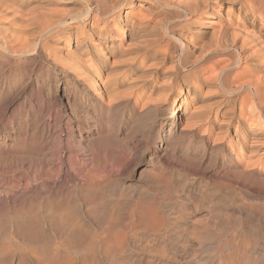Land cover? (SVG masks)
<instances>
[{
    "label": "bare ground",
    "instance_id": "bare-ground-1",
    "mask_svg": "<svg viewBox=\"0 0 264 264\" xmlns=\"http://www.w3.org/2000/svg\"><path fill=\"white\" fill-rule=\"evenodd\" d=\"M85 1L89 5H86L89 7L88 9H84L86 12L84 11L81 15L79 11L78 15L80 16L66 18L62 15L64 12H60L58 7L54 6L57 4L56 0H0V31L1 33L2 30L6 32V34H0V46L3 47L1 48L17 53V55L24 53L30 54L39 50L44 49L45 51V49H50L54 47L53 45L55 44L53 43V45H51L49 41L54 42V40L62 39V42L66 44L64 47V50H66L65 53L60 52L51 54L52 57L54 55L55 60L61 64V68H74L75 72L81 73L82 78H79V81L76 79L79 85L81 84V86L90 90L95 96L100 97L103 101L105 100L106 103L108 102L109 104V101L112 100L113 102L115 98L119 99L118 97L120 96L122 98H130L136 90L141 92L140 99L144 101L151 100L155 94L157 95V93L161 91H174L171 98L170 117H172V119L174 118V112L177 110L176 108L182 107L183 112L177 118L184 120L183 122L186 125L191 123V127L194 130L200 125H206L208 128L206 133L211 136L213 134H228V128L232 125L234 127V133L229 136L228 144L234 143L237 147V149H235L234 145H231L237 159L241 160L242 152L247 154V156L254 154H258V157L264 156V75L261 73L257 77L254 75V78L251 77L252 79L249 78L246 80L245 82L249 81L246 85L247 89H241L243 87L240 86V83L243 80H237L240 82L238 83L239 85H233L234 83L231 80V73L234 72L232 71L233 68L239 65V63L236 62V54L242 55V60L245 65L251 64L259 55L260 61L258 62L257 68H261V65L264 64V0H152L155 6L159 4L166 8H176L178 10H176L177 12L175 13H165L162 15L146 13L150 10L152 11V9L149 10L150 7L144 6L147 0H127L123 9H119V5H113L111 9L106 12H97L95 9L102 6L104 0ZM108 1L107 3H110V0ZM61 7L62 10H65L63 6ZM104 9L106 10L107 8ZM76 12L77 11H75V14ZM68 14H70L69 11ZM107 16H110V20L116 26V31L126 34L128 42L125 43L121 40L115 42L112 39L113 36H115L113 35L114 32L117 35L119 32H116L113 28L106 25V22L104 23L103 19ZM78 22H82L81 24L87 27L81 29L80 25L74 24ZM71 23L73 24L70 25ZM83 34L85 37H83ZM122 35L120 34V36ZM46 36L47 38L44 39ZM112 43H115V45L111 46ZM175 47H177L179 51L177 56L171 53L172 48ZM84 50H87V53L89 52L90 54L88 59L89 62H86L85 59L87 57L85 58V55L83 56ZM229 50H231V62L225 66H220L217 63L220 60H217L219 56L216 55L220 52H227ZM44 51L42 55L46 53ZM67 54H72L74 56L73 59L68 58L66 56ZM34 56L33 58L35 59ZM214 56H216L217 62L216 60L211 61ZM243 64L240 63V66ZM245 67L247 68L248 65ZM242 68L245 69L244 67H240L239 69ZM259 70L260 69L257 71ZM238 77H240V75ZM216 81H220V83L233 94L226 99L224 101L225 103L222 105H220V101L217 100H215V103H202L205 101L204 98H199L200 95L203 94V90L215 85ZM237 81L235 83H237ZM140 105L142 106L143 104ZM4 108L6 109L7 107ZM66 109L68 108H66V105L62 104L61 101L60 112L65 114ZM43 115L45 116L46 114ZM53 122L54 121H52V123ZM36 124H38V122ZM54 124L55 123H53V125ZM47 126L49 127V125ZM54 129H56V125ZM21 131L23 130L21 129ZM24 135L23 137H25ZM40 136L42 137V135ZM224 136L218 138L222 140ZM96 137H94L95 140L93 142L91 140L92 143L90 142L89 144L90 151L92 150V152H94L93 155L95 154L96 156L94 160L93 158L90 159L94 162L93 164L91 162L92 167L90 166V169L89 167L87 169L85 168V165L82 164V162H84L83 158H79V156L76 155L77 152L74 153L73 151L65 150L64 146H66L68 137L63 136L58 143L57 162H55L57 164L51 163L48 159L46 160L43 157V159L39 160V164L33 163L32 165L30 163L28 166L26 165L27 168L23 169L22 167L25 162L23 158L17 156L14 151V153H12L8 150L9 152H5L3 156H0V164H3L2 166H4V164L9 165L11 167L9 170L12 174L11 177L0 179V187L2 186L5 189L0 190V264H86L85 260L89 252H92L91 258L89 259L90 264H98V260L102 256L99 255L98 259V253H103L105 251L103 249L106 247L101 248L100 242L102 245L104 243L105 245L107 244L108 248L111 247L114 249H112L113 251H117L118 253H125L126 249L129 248L127 245L130 246V244L126 243L124 236H121L122 230L127 231L124 234L127 240L132 237V239H134L137 232L142 230H139V227L143 228L149 226L151 230L154 228L157 232L161 230L162 233V217L159 215V212L157 214L152 210H145L143 207L146 204L143 205V207L136 206L134 210H131L133 205L128 204L126 210L123 212L124 215L119 211V215L122 214L124 219H127L128 222L125 223L120 220V223H118L117 221L119 219L116 221V219L112 217L111 209L114 208L108 206L110 207L109 209L107 207L108 210H105V208L103 210V208H100L101 206L97 207V205L103 203L99 201L101 199L99 194H97L99 195L97 197L99 200L96 198L98 202L93 200L94 203H92L93 201H89V198L86 197L87 195L85 196L84 193L82 194V191H91L92 193V182L98 183L97 181H99L100 178L102 180L107 179L105 181H108L110 177H113L115 171L117 173L119 169L126 167L130 169V167H128L131 159H129L130 153L126 151V153L117 155V153L120 152L117 151L116 155H113V152L111 153L109 151V153H107L109 156L107 155L108 157L105 158L102 156V153L105 152V146H108L110 143L109 141V143H107V140L111 137L107 135ZM106 137L110 138L106 139ZM221 140L219 142H221ZM71 142L74 144L75 141ZM31 143L32 142H30V144ZM88 143L86 146H88ZM109 145L111 146V144ZM12 147L13 146H11V148ZM30 147V150H32L33 145ZM51 148L49 147V149ZM260 148H262V150ZM45 149H47V146ZM53 151H55V149ZM132 152L131 155H133ZM79 154L80 153H78V155ZM90 154L92 157V153ZM134 156H136V154ZM50 158L51 155L49 160ZM27 159L29 160V158ZM132 162L133 161H131V163ZM19 167L22 169L18 170ZM3 169L5 168L3 167ZM92 170H96L95 175ZM148 170L151 171L150 169ZM151 172L149 173L150 175L146 174L150 176V178L151 174H153V172ZM91 174H93V176ZM155 174L154 176L157 177H153L154 180L158 178L157 173ZM139 176H142V170ZM239 176L238 178L242 179V184L243 182L246 185L250 184L247 181L252 175L242 170ZM159 179L158 181H160ZM262 180L261 183L264 184V179ZM155 181L157 182V180ZM110 182L111 179L109 180V184L113 182ZM161 182L159 184L163 183ZM171 189L173 190V188ZM172 190H169V192ZM88 196L90 195L88 194ZM107 196L110 197L111 195L107 194ZM111 198L113 199L114 197ZM112 199H110V201ZM116 199L117 198H115V200ZM122 200L120 202H122ZM108 201L109 199L107 202ZM155 202L154 205H157L156 200ZM110 204L112 206V201ZM100 205L103 206V204ZM154 211H156V209ZM115 214L117 213L115 212ZM133 214L136 216V221L132 219V221H130ZM92 226H94V228L97 226L100 230H106L109 233V237L106 238L107 241L104 237L99 238V243H97V245L89 246L87 242H89L88 239H90V235H88V233L90 232V228L92 229ZM163 232H165V230ZM153 236L154 234L152 237ZM161 236L163 235L161 234ZM52 241H58L55 242L57 246H55ZM51 244L55 247L51 246ZM143 244L142 247L144 248L145 245L143 246ZM131 249L133 248L131 247ZM74 250L79 253L80 258L78 257L76 259V256L74 257L72 253ZM61 252H63L64 255H61ZM108 254H106V257H108ZM128 256H126V258ZM116 257H118L117 254L114 258L116 259ZM119 258L120 257H118V259ZM125 260H123V262ZM112 262L113 260H111V264L115 263ZM117 262L121 263L120 261ZM127 262L129 263V261ZM131 263L132 262H130V264Z\"/></svg>",
    "mask_w": 264,
    "mask_h": 264
},
{
    "label": "rangeland",
    "instance_id": "rangeland-1",
    "mask_svg": "<svg viewBox=\"0 0 264 264\" xmlns=\"http://www.w3.org/2000/svg\"><path fill=\"white\" fill-rule=\"evenodd\" d=\"M56 1L57 4L54 6L58 7L60 12L63 11L64 14L62 15L66 18H71V16H80L78 15L79 11V13L82 15L84 11L86 12V10L84 9L89 8L87 7L89 5L85 0ZM114 1L115 0H110V3H107L109 1L104 0V3L102 2V6L105 7L99 6L100 9H95L97 10V12H106L109 11L113 5H119V9H123L127 0ZM147 1L144 3V6L150 7L149 10L152 9V11L150 10L146 13H150L153 15L154 13L162 15L165 13H175L178 11L176 8L170 9L159 4H156L157 6H155L154 1L152 0ZM61 6L64 7L63 9L67 10H62ZM104 8L107 9L105 10ZM74 10L77 11L76 14ZM68 11L70 14H68ZM104 19L103 21L104 23L106 22V25H108L110 28H113L115 31L117 30L115 29L116 26L114 25V23L110 20V16H107ZM81 23L82 22L74 24L80 25L81 29H85L87 26ZM72 24L73 23H71L70 25ZM4 32L5 31L2 30V33L6 34V32ZM2 33L0 31L1 35H3ZM120 34L123 35L120 36ZM113 35L115 36H113L112 39L115 42L119 40L125 43L128 42L127 36L124 33L119 32L117 35L114 32ZM83 37H85V35ZM46 38L47 36L44 39ZM49 42L51 45H53L54 43V47L45 49V51L43 49L36 51L35 53H24L21 55H17V53L2 49L3 47L0 46V53H2L0 54V113H2L0 114V156H3L5 152H15V154L20 158H23L25 162L22 167L23 169L27 168L30 163L32 165L33 163L39 164V160L43 159V157L46 160L48 159V161H50L51 163L53 162L54 164H57L55 162H57L56 158L59 149L58 143L60 141V138L63 136L68 137L66 146H64L65 150L73 151L74 153L77 152L76 155L79 156V158H83L84 162H82V164L85 165V168L87 169L89 167L90 169L92 167V161L90 159L93 158L94 160V158L96 157L95 154L93 155L94 152H92V150L90 151L89 149L91 140L93 142L95 140L94 137H96L97 134L98 135L96 138L102 137V135L110 136L111 138L106 137V139H111V141L110 139L107 140V143L110 142L109 144H111V146L109 144L108 146H105L104 153L106 154L102 153V156L105 158L108 157L109 155L107 153H109V151L111 153L113 152V155H116L117 151L121 152H118L119 154L117 153V155L126 153L127 151V153H130L129 159L131 158L129 161L130 164L128 166L130 167V169H127L126 167L123 169H119L117 173L115 171L113 173V177H110L111 182L113 181V184L111 182V184H109L110 179H108V181H105L107 179L102 180L101 178L99 179V181H97L98 183L92 182V193L91 191H82V194L84 193L85 196L87 195L86 197L89 198V201L95 200V202H98L96 201V198L100 195L99 197L101 199L99 200V198H97V200L102 201L103 203L100 204H103V206L99 204L97 205V207L101 206L100 208H103V210L104 208L106 210L108 206L114 209L117 208L116 210H111L112 217L116 219V221L119 219L117 221L118 223H120V220H122L121 222H128V220L124 219V216H122L128 204L133 205L131 210H134L136 206L143 207V205L146 204L143 207L145 208V210L149 209L157 214L159 212V215L162 217V219L166 220H162V233L161 230L158 231V233L157 230L152 228V230L154 229L153 233L149 226H145L143 228L139 227V230H142L137 232V235L134 236V239H132V237L131 239L127 240V237L124 235L127 231L122 230L121 236H124V238L126 239V243L130 244V246L127 245V247L129 248L126 249L125 253H118L117 251H113V248H108L107 244L105 245L104 243L102 245L101 242L99 243V238L104 237V239L107 241L106 238L109 237V233L106 230H100V228H97V226L95 228L94 226H92V229L90 228V232L88 233V235H90L89 238L92 240L88 239V245L95 246L97 245V243H99L101 248H104L105 246L108 248L107 249L105 247L106 249H103L105 250V253H98V259L99 255H102L98 260V264H111V260H113V262H115L116 264H127V261H129L128 264H130V262H132L131 264H264V184L261 183L263 181L262 179H264V156L258 157V154L247 156V154H244L242 152L241 160L237 159L234 155V150L231 145H234L235 149H237V147L234 143L228 144L229 136L234 133V127L232 125L228 128V134H213L211 136L206 133L208 129L206 125H200L194 130L191 127V123H189V125H186L183 122L184 120L177 118L183 112L182 107L176 108L177 110L174 112V118L172 119V117H170L171 98L174 94V91L167 90L165 91L166 93L164 91H161L157 93V95L155 94L153 98H151V100L149 99L151 103L149 102V100H141V92L138 90H136L133 95L130 96V98H122L120 96L118 97L119 99L115 98L113 100L115 104L112 102V100L109 101L110 103L112 102L111 104H108V102L106 103L105 100L103 101L100 97L95 96L90 90L84 88L83 86H81V84L79 85L77 80L79 81V78H82L81 73H78L77 71L75 72L74 68H61V64L55 60L54 55L52 57L51 54L60 52L65 53L66 50H64V47L66 46V44L62 42V39L54 40V42ZM113 45H115V43L111 44V46ZM175 48H172L171 53L177 56L179 54V51L177 47ZM43 51L46 53L42 55ZM230 53L231 50L227 52H220L218 53V55H216L219 56V58L217 57V60L220 59L219 62H217L216 56H214L211 61L216 60V62L220 66H225L231 62ZM88 54L89 52L87 53V50L83 51V56L85 55V58L87 57L86 59L84 58L86 62H89L88 59L90 54ZM33 56L35 57V59L33 58ZM66 56L70 59H73L74 57L72 54H67ZM259 56L256 57L251 64H246L248 65V67L246 68L245 63L242 60V55L236 54V62H238L239 65L235 66L237 68L234 67L232 70L234 72L231 73V80L234 83L233 85H237L238 83H240L238 81L243 80L242 82L244 83L241 82L243 85L240 83V86L243 87L241 89H247L246 85L249 83V81L245 82L246 80H248L249 78H254V75H256L255 77H257L261 73L262 75H264V68H262L264 67V64L261 65V68H257L258 62L260 61ZM43 58H45L46 60ZM240 63H244L243 65L245 66H240ZM55 64H57L58 66ZM240 67H244L245 69H239ZM258 69L260 70L257 71ZM239 75L241 78L238 77ZM236 81L237 83H235ZM205 90H203V94L200 95L199 98H204L205 101H203L202 103H215V100H217L220 101V105H222L225 103L224 101L231 97V95L233 94L229 92V90H227L220 83V81H216L215 85L209 87L208 89L206 88ZM118 100L120 101V103ZM61 101L62 104L66 105V108H68L66 109L65 114H62L60 112ZM152 101L155 103H153ZM140 104L143 105L141 106ZM4 107L7 108L5 109ZM43 114L46 115L44 116ZM42 117L45 118L43 119ZM52 121H54V125ZM37 122L38 124H36ZM47 125H49V127ZM55 125L56 129H54ZM21 129L23 131H21ZM188 129H191L192 131H189ZM21 132H23L25 135ZM23 135L25 137H23ZM40 135H42V137ZM223 136L224 139L221 140L220 138ZM88 138L90 139V141ZM219 139L221 140V142H219ZM35 140L36 142H38L36 143ZM51 140L55 143H53ZM29 141L32 142V150H30V146L32 145ZM71 141H75L74 144H72L73 142ZM42 142L44 143L41 144ZM87 143L88 146H86ZM11 146L13 147L11 148ZM46 146L47 149H45ZM49 147H52L53 150L55 149V151H53L52 148L49 149ZM109 147L111 148V150ZM262 148L260 149L262 150ZM130 151H133V155H131ZM78 153L80 154L78 155ZM90 153H92V157ZM135 154L136 156H134ZM168 154L170 157L168 156ZM50 155L51 158L49 160ZM27 158H29V160ZM131 161L133 162L131 163ZM93 163L94 162H92V164ZM2 165L3 164H0V179L9 176L11 177L12 174L9 170L11 169V167L6 164H4V166ZM3 167L5 169H3ZM22 168L19 167L18 170ZM148 169H150L151 171L153 170L151 178L150 176H148L151 172ZM141 170L142 176L140 177L139 173ZM242 170L244 172H247L249 175H252V177L247 181L250 183L249 185L244 184V182L242 184V179L238 178L240 177L239 174ZM92 171L94 173H91L95 175L96 170ZM155 173H157L158 175V178L155 179L157 180V182L154 180V178L157 177L154 176L156 175ZM93 174L91 175L93 176ZM158 179L160 181H158ZM160 182L162 184H159ZM167 187L169 188V190H172L171 188H173V190L169 192ZM0 190L5 189L1 186ZM99 192L102 193L100 194ZM106 193L108 195L110 194L111 196H107ZM88 194L91 197L88 196ZM93 195L95 198L93 197ZM111 197L114 198L112 199ZM105 198L107 200L109 199V201L107 202ZM115 198L117 199L115 200ZM110 199H112V206L110 204ZM121 200L122 202H124L125 200L126 201L122 203L120 202ZM135 200L138 202H136ZM155 200L157 201L158 207L156 204L154 205V203H156ZM92 203H94V201ZM147 204L150 205L151 208ZM110 207H108V209ZM155 209L156 211H154ZM119 211L122 214L119 215ZM115 212L117 214H115ZM131 219L136 221V216L133 214L132 218H130V221H132ZM164 230L165 232H163ZM152 233L154 234L153 237ZM161 234L163 236H161ZM55 242L53 243L55 246H57V243ZM142 244L143 246L145 245L144 248L142 247ZM54 245L51 244V246ZM131 247L133 249H131ZM107 252H110V255ZM72 253L74 254V257L76 256V259L78 257L80 258L79 253L75 250L72 251ZM91 253L92 252H89L86 257L87 259L85 258L86 264H90L89 259L91 258ZM106 254H108V257H106ZM116 254L118 255V257H120L119 259L118 257H116V259L114 258ZM61 255H64V253L61 252ZM125 255L129 256L126 258ZM123 260L125 261L123 262ZM117 261H120L121 263Z\"/></svg>",
    "mask_w": 264,
    "mask_h": 264
}]
</instances>
